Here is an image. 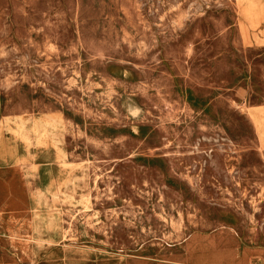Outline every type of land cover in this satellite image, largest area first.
<instances>
[{
  "label": "rangeland",
  "instance_id": "1",
  "mask_svg": "<svg viewBox=\"0 0 264 264\" xmlns=\"http://www.w3.org/2000/svg\"><path fill=\"white\" fill-rule=\"evenodd\" d=\"M0 163L38 264L264 251V0H0Z\"/></svg>",
  "mask_w": 264,
  "mask_h": 264
},
{
  "label": "crops",
  "instance_id": "2",
  "mask_svg": "<svg viewBox=\"0 0 264 264\" xmlns=\"http://www.w3.org/2000/svg\"><path fill=\"white\" fill-rule=\"evenodd\" d=\"M6 167V163H0V169L2 171L7 170ZM16 182L23 186L22 197L25 202L28 198L25 177H23V179H16ZM17 197H21V192H19ZM184 243L183 247L181 245V249L175 252H165L146 256H123L119 253L108 254L110 260L118 262L119 264L122 263L123 260H129L128 264H197L195 260L187 259ZM25 246L26 240L22 233L21 226L11 224L9 221L0 224V264H38L43 256H40V258L34 261L29 259L24 250ZM240 246L241 243L238 244L235 254L224 258L223 261L232 264H264V251L262 249L251 248L247 245H244L242 249H240ZM51 250H53V247ZM47 256L48 254L45 255V257Z\"/></svg>",
  "mask_w": 264,
  "mask_h": 264
},
{
  "label": "bare ground",
  "instance_id": "3",
  "mask_svg": "<svg viewBox=\"0 0 264 264\" xmlns=\"http://www.w3.org/2000/svg\"><path fill=\"white\" fill-rule=\"evenodd\" d=\"M40 132L43 133V131H40ZM25 137L27 138V140L29 139V136L27 135V133H25ZM23 139L24 138H22L21 140ZM38 198H39L38 209H41L42 208L41 206H44L45 209L42 210L41 215L36 210L37 212L32 216V218L30 220H27L28 227L33 228V230L32 231L26 230L24 232L22 231V233L24 234V237L26 239H35L37 243L41 244L44 240L45 241L51 240V238H54L55 236H59L62 234L60 221L61 220L63 221V217L60 216L61 217L60 218L59 215L58 216L57 215L48 216L47 213L52 212V213L59 214V211L56 210L55 206H52L51 204L47 203L46 198L42 193L38 195ZM53 198H57V195L53 194ZM17 219L18 218H16V220ZM25 248H27L28 251H33V247H31L29 244H26Z\"/></svg>",
  "mask_w": 264,
  "mask_h": 264
}]
</instances>
